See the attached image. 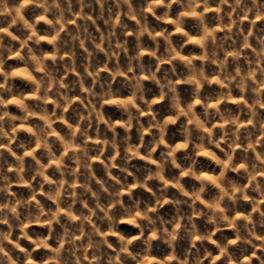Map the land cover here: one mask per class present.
I'll use <instances>...</instances> for the list:
<instances>
[{"label": "clouds", "instance_id": "clouds-1", "mask_svg": "<svg viewBox=\"0 0 264 264\" xmlns=\"http://www.w3.org/2000/svg\"><path fill=\"white\" fill-rule=\"evenodd\" d=\"M0 264H264V0H0Z\"/></svg>", "mask_w": 264, "mask_h": 264}, {"label": "rangeland", "instance_id": "rangeland-1", "mask_svg": "<svg viewBox=\"0 0 264 264\" xmlns=\"http://www.w3.org/2000/svg\"><path fill=\"white\" fill-rule=\"evenodd\" d=\"M175 11H176V7L174 6L173 12L175 13ZM29 15H31V13H29ZM130 23H131V22H130ZM152 23H155V21H152ZM258 23H259V22H258ZM176 39L179 40L180 38L177 37ZM129 40L131 41L132 38L129 37ZM253 42L255 43L254 40H253ZM45 47H49V46L45 45ZM190 50H195V49H192L191 46H189V48L186 49V51H190ZM10 63H14V61H10ZM165 67H167V66H165ZM104 75L106 76L107 74H104ZM17 84H18L20 87H22V88H27V86L24 85V84H22L20 81H17ZM182 94H183L186 98L189 96V89L187 88V86H183V87H182ZM157 107L160 109L161 113L164 112V110H165V106H163V105H159V106H157ZM106 111H107L109 114H111L114 118L120 116V113H119L117 110H115L114 108H106ZM21 135H22V137L24 136V134H21ZM25 138H26V137H25ZM168 138H169L170 141H174V140L180 138V136H179L178 133H177V126L170 127V130H169V137H168ZM201 161H202L203 166L211 167V165H210L207 161H204L203 158H201ZM135 163L138 164V165H142L143 162H141V161H137V162H135ZM114 171H115V170H114ZM142 195H144L145 197H148V194H147V193H142ZM165 212H166V214H167L168 212H171V208H170V206H166ZM119 227H120V229H122L125 233H135V232L137 231L136 229L132 228L130 225H127V224H121ZM228 235H231V233L229 232ZM36 255H37V257H39L40 253H37Z\"/></svg>", "mask_w": 264, "mask_h": 264}]
</instances>
